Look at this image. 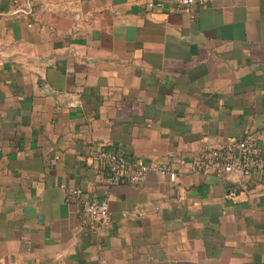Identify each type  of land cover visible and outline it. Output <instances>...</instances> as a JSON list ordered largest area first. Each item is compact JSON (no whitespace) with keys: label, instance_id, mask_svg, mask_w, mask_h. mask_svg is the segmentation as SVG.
I'll return each mask as SVG.
<instances>
[{"label":"crops","instance_id":"obj_1","mask_svg":"<svg viewBox=\"0 0 264 264\" xmlns=\"http://www.w3.org/2000/svg\"><path fill=\"white\" fill-rule=\"evenodd\" d=\"M193 12L0 0V264H264V172H193L248 133L264 160V0ZM99 142L175 178L112 186L89 230L64 197H103Z\"/></svg>","mask_w":264,"mask_h":264},{"label":"built area","instance_id":"obj_2","mask_svg":"<svg viewBox=\"0 0 264 264\" xmlns=\"http://www.w3.org/2000/svg\"><path fill=\"white\" fill-rule=\"evenodd\" d=\"M213 0H178L180 7L192 17L194 8H203ZM91 155L101 161L94 184L100 185L103 197L87 196L78 188H67L64 200L79 207L84 228L95 230L105 226L110 218L108 192L114 185L143 186L149 171L175 178L167 166L151 164L140 158H127L99 142ZM195 174L215 173L220 175L237 172L242 176L264 172V160L256 135L248 133L224 145L202 149L193 164ZM235 192H231L233 196Z\"/></svg>","mask_w":264,"mask_h":264}]
</instances>
